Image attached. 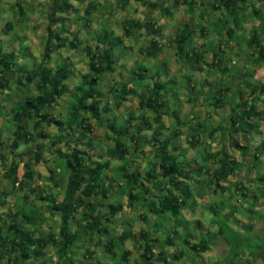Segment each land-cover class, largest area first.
Masks as SVG:
<instances>
[{
    "label": "trees",
    "instance_id": "obj_1",
    "mask_svg": "<svg viewBox=\"0 0 264 264\" xmlns=\"http://www.w3.org/2000/svg\"><path fill=\"white\" fill-rule=\"evenodd\" d=\"M72 1L75 0L50 1L45 13L47 38L38 64L31 62L30 67L21 66L19 60L23 50L7 51L0 42V88L12 83L25 91V96L13 103L11 116L5 126L10 136V142L5 148L11 154V162L3 179L11 180L13 186L18 187L16 189L19 196L12 204L13 213L6 215L9 223L5 233L2 232V225L0 226V264H5L4 258L10 264H32L33 259L43 255V250L49 246L54 248L56 257V261L51 264H75L72 257L75 249L81 244L82 247L83 244L90 245L94 236L99 241L101 237H105L103 250L114 260L112 264H129L130 250L117 249L131 234L125 231L119 236L111 237L114 227L109 217L122 210L120 200L124 198L126 207L140 206L147 210L148 214H139V219L151 226L150 232L141 231V242L134 244L142 249L140 256L145 261L135 260L134 264H154V249L158 250L156 261L159 264H176L185 255L181 250L170 254L167 249L176 244V236L167 234L156 238L155 235L165 232L168 220L174 222L170 230L177 232L176 229L184 223L183 210L194 212L198 200L211 190L215 194V189L221 182L240 174L242 170L240 161L228 154L225 144L212 153L202 145L203 137L207 135L212 142L226 139L228 148L238 151L241 157H251V169L259 170L264 165V160L259 158L260 155L264 156V135L262 139L255 141L256 129L264 123V81L254 82V74H248L247 70L245 76L248 79L238 72L235 79H245L242 85L246 91H242L241 82L237 84L230 97L233 102H238L223 124L214 126L207 121L196 120L193 127L189 123L187 147L198 150V146H202L203 153L200 150L198 159L188 160V149L181 148L182 145L179 144V137L186 125L173 109L178 102V91H183L193 101L201 97L190 77L182 76V81L166 77L168 68L162 62H159L162 69L150 75L143 64L136 66L130 72L132 77L122 82L121 87H111L113 104L117 107L128 96L139 97V115L129 111L122 120L113 115L106 117V110L110 111L111 108L109 105L101 106L98 99L101 97L98 90L100 80L107 72L115 71V56L121 52L118 49L123 38H131L139 29H149L152 39H148L149 43L140 53L147 59H157L161 44L155 36L162 29L156 22L146 21L143 24L134 19H125L121 22L123 37H114L113 32L93 36V44L84 43L82 50L87 60L88 72L76 76L68 63H59L55 69L48 68L54 50L79 47L76 33L66 42L52 29L57 14L68 15L71 12ZM173 1L175 5L184 6L182 11L188 16L187 21L175 29L172 41L175 56L183 65L199 71L202 68L200 60L204 55L202 49L215 36L209 50L212 54L210 65L217 70L220 69L225 51L236 54V47L241 48V43L244 42L248 48L256 51L252 57L253 67L264 68V0H199L198 3L196 0ZM132 2L154 12L171 14L169 8L160 6L161 0H116L118 10H124ZM260 4H263V8L259 7ZM96 7L95 2L88 1L83 11L85 24L90 22ZM12 9L23 19L26 7L21 0H15ZM211 14L217 16L212 18ZM243 22L251 23L247 31L243 30L246 34H241ZM7 26L10 27L9 24ZM233 68L232 65L231 69ZM224 71L229 72L228 69ZM74 78L76 80L71 85ZM200 85L203 90L208 82L203 80ZM228 85L227 82L214 83L212 87L209 85V97L204 98L209 107L219 109L225 105ZM63 97H67L65 111L56 112V104ZM169 98L173 102H169ZM165 116L174 118L169 126L163 121ZM191 116L190 121L195 120L193 112ZM92 120L98 125H105L111 133V145L105 150L106 158L102 157V160L94 163H91V158L84 150L79 149L84 140L88 144L91 141L89 135ZM43 128H54L55 133L50 135ZM40 138L45 140L40 142ZM33 146L35 150L31 151L32 156L24 162ZM63 147L69 151L68 154L62 150ZM146 147H149L148 152ZM43 152L53 157L48 161V176L43 178V182L48 183L47 188L38 190L34 185L31 166L43 161ZM137 157L145 160L144 165L137 162ZM115 160L120 161V164L115 170L116 175L110 180L116 183L119 179L123 180L118 187V202L116 205H108L107 216H100L99 213L94 216L97 203L110 195L105 171ZM22 162L23 174L18 177L17 171ZM238 184L235 191L240 192L239 197L251 203L249 207L235 208L231 202L230 214L245 213L249 220L259 217L264 222V212L260 214L254 210L257 201L262 200L264 203V173L257 172L252 179L255 196L250 197L246 184ZM7 197L8 194L0 190V211L6 208ZM95 197L98 200L93 199ZM36 200L41 201V205H35L33 202ZM229 200H232V196ZM79 208V219H84L85 228L80 230V223L77 222L78 228L73 230V221ZM50 216L59 218L58 234L48 233L44 236L41 229ZM1 220L3 216L0 215ZM244 227L246 233L252 229L249 224ZM182 238L181 244L196 253L207 251V242L211 236L201 232L197 242H194L192 234L183 235ZM244 251L249 253L255 264H264V235L261 240L252 241L248 236L233 235L227 254L211 264H243L241 253ZM85 252L90 255L89 246H86Z\"/></svg>",
    "mask_w": 264,
    "mask_h": 264
},
{
    "label": "rangeland",
    "instance_id": "obj_2",
    "mask_svg": "<svg viewBox=\"0 0 264 264\" xmlns=\"http://www.w3.org/2000/svg\"><path fill=\"white\" fill-rule=\"evenodd\" d=\"M15 0H0V42L3 48L7 51L14 50L15 52H19L23 50L22 57L19 60V64L23 67H30L31 62L35 64L39 63L40 56L44 51V45L46 43V19L47 15L45 13L48 11V7L50 5L51 0H21V2L26 7V13L23 19L17 15L16 11L12 9ZM89 0H75L72 1L73 7L71 12L66 14H57L56 15V22L55 26L52 27L53 32L58 34L63 40L68 42L70 37L73 33H76L78 36L79 47L76 49L70 48H59L53 51L52 60L48 66V68L55 69L59 63H68L70 67L75 72V75L88 72L87 60L84 55L83 46L84 43H89V45L93 44L92 37L95 35L102 34L103 32H113L114 37H123V31L121 28V22L125 19H134L141 23H145L146 21H154L161 27V33L155 37H158V41L161 44V50L156 60L147 59L144 57L140 50L146 47V44L149 43L151 37V33L149 29H139L134 32L131 38H123L122 43L119 44V49L121 52H118V58L115 59V71L114 72H107L102 76L100 80V86L98 88L99 92L101 93V97L98 98L101 102V106L109 105L111 110H106L105 116L109 117L111 115L117 118H124L125 115L129 111L135 112L138 116L139 111L138 109V96H128L127 100H125L120 107H117L113 104V96L111 95V87L116 85L117 87H121L122 82L127 81L128 78H131V71L135 68V66L144 65L145 68L149 71L148 75L155 73L156 71H160L161 65L159 62L166 64L168 68V72L166 77L174 78L175 80L180 81L182 76L190 77L196 87V90L201 93V97L197 99V101H193V99L187 98V96L183 93V91H178V102L175 104V108L173 111L179 116V118L185 122V128L188 127L189 123L192 124L194 127L195 121L199 120L201 122L207 121V123H212L214 126L217 124H223V121L227 119L231 113V110L234 105H231V93L235 91L236 86L238 83L241 82V89L243 91L246 90L242 82L245 80L239 81L235 79V76L239 74L243 75L244 78L248 79L245 76V71L247 70L248 74H254V82H263L264 81V68H254L252 65V57L254 56V51L251 48L246 46V43H241V48L236 47L235 53H229L228 50L225 51L224 55L222 56V63L220 69L217 70L215 67L211 66L212 54L209 50L211 46V42L214 41V38L209 40L207 43V47L203 48V59L200 60L201 69L199 71L195 70L194 68H190L183 65L182 62L179 60L178 57L175 56V50L173 46V38H174V31L178 27L182 25V23L186 22L188 16L183 13V11H175V8H171L169 6L168 0H161L162 7H170L171 14L166 15L159 12H154L149 8L142 6L139 3L133 2L130 7L126 8L125 10H118L119 5L116 3V0H92L96 3V10L94 11L93 15L90 17V22L85 24L83 20L84 16V9ZM209 1V0H206ZM198 5V4H197ZM196 5V6H197ZM118 6V7H117ZM199 6V5H198ZM173 7V6H172ZM260 8H263V4L259 5ZM212 15V14H211ZM217 15H212L211 17L214 18ZM206 18V16H205ZM9 24L10 27L7 26ZM251 23L243 22V30H248L250 28ZM145 26V25H144ZM241 34H246L245 31ZM149 39V41H148ZM199 42V41H198ZM198 44V43H197ZM256 52V51H255ZM116 55V56H117ZM234 66L231 69V66ZM228 69L229 72H225L224 70ZM194 71V72H193ZM75 78L71 81V85L75 82ZM206 80L208 82V86L202 90L200 82ZM182 81V80H181ZM225 83L227 82L229 91L225 94L226 102L225 105L219 109H214L207 105V101L205 99L209 97L208 92L210 90L208 88L209 85L212 87L214 83ZM151 85V83H149ZM25 96V91H22L21 88L15 86L14 84H8L7 86H3L0 88V190L6 192L8 197L6 199L7 205L6 208L1 210L2 213L0 214L3 216V220L0 221V226L2 227L3 231L6 232L7 224L9 223L8 218L6 217L7 214L13 213L12 204L17 196H19L17 186H13L11 180L3 179V175L6 173L10 162H11V154H8L6 150V146L10 142V136L8 134L7 129H5L6 122L10 118L12 111L13 103L18 99H21ZM205 98V99H204ZM169 102H173L171 98H169ZM67 105V97H63L61 100L58 101L55 107L56 112H63L65 111ZM192 112L193 117L195 120L190 121L192 119ZM210 116V117H208ZM174 118L172 116H165L163 121L165 122L166 126H169L173 123ZM91 134L90 136V143L88 144L86 140L80 143L79 149L85 151V153L91 158V163L95 161L102 160L106 158L105 150L108 146L111 145L110 137L111 133L106 129L105 125H98L95 121H91ZM188 129V128H187ZM186 129V130H187ZM48 134H54V128H43ZM171 131V130H169ZM185 131V130H184ZM208 131V130H207ZM231 132V131H230ZM229 132V133H230ZM190 131L188 129V133ZM207 134V132L205 133ZM216 134H219L218 132ZM264 135V124L263 128L261 127L260 132L256 134L255 141L262 139ZM43 142L45 139L40 138L38 141ZM225 140H219L218 142H212L207 135L203 137L202 145L207 147L206 149L214 153L215 151L219 150L225 144V149H227L228 154L233 157L234 159L240 161L241 163V173L231 177L230 187L232 188L233 192L235 191L236 184L244 183L246 184L250 191L253 188L252 179L256 175L257 172L264 173V165L259 167V170L251 169L249 167L251 157H241L240 153L235 149H231L227 147V142ZM180 143V142H179ZM187 143V142H186ZM181 144V143H180ZM182 145H184V139L182 141ZM198 150L192 149L190 152L187 153V157L190 160L191 158H199L198 152L202 149V146H198ZM227 147V148H226ZM34 146L30 148L28 151V156H25L24 162L32 156L31 151H34ZM65 153H69V151L63 147L62 149ZM147 152L149 151V147L145 149ZM203 153V150H201ZM53 156L48 154L47 152H43V161L39 164L32 165L31 171L34 178V185L37 184L38 190L44 189V187H40V184H45L43 182V178L48 176V169L50 167L48 161ZM261 160H264V156L260 155L259 157ZM141 164H144L145 161L137 157ZM48 163H46L45 162ZM22 162L19 165L17 175L21 177L23 174V164ZM117 164L112 161L110 173L112 169ZM213 165V164H211ZM49 166V167H48ZM39 174V175H38ZM40 176V177H39ZM243 176V178H242ZM241 179L243 181H241ZM210 192V191H209ZM210 200V205L214 209H221L222 207H227L231 209L232 204H243L242 198H236L234 196V200L232 204L227 200L225 197L223 199L220 196L211 194L207 195ZM254 196V194H253ZM206 202L207 198H205ZM240 201V202H237ZM41 201L36 200L33 203L37 206L40 204ZM106 202V201H105ZM251 202V201H249ZM205 202L201 204L199 210L196 211V214H199L200 211L202 213L205 212L203 206ZM255 212L262 214L264 212V203L262 200H259L257 205L254 207ZM0 211V212H1ZM241 211V210H240ZM242 212V211H241ZM187 213V212H185ZM240 213V212H239ZM79 214V213H78ZM104 214V213H103ZM241 214V213H240ZM246 215L245 223L246 225L251 226V230L249 233L241 234L242 236H248V238L252 240H261L264 235V222L259 219V217H253L251 220L248 219ZM136 212H126L122 215V217L118 220L119 214L110 217V223L114 227L113 236H119L121 232L131 231L132 233L137 232L141 227H144V223L135 216ZM203 215V214H202ZM207 216L212 217L211 215L207 214ZM74 219L73 223V230L77 227V222L80 223V230L85 228L84 226V219L77 218ZM103 216H107L106 213ZM257 216V215H256ZM188 218H191L192 215H187ZM242 217V216H241ZM132 219H135L134 221ZM47 222L42 226L41 233L46 236L48 233H55L58 234V225H59V218L58 216L48 217ZM221 220H217L219 224ZM207 228L209 227V223L207 224ZM233 228L235 227L234 224ZM193 224H188L186 229L192 233L194 236L193 231ZM211 228V227H210ZM125 229V230H124ZM151 229V228H150ZM200 230V228H198ZM182 234L179 235L180 242L182 243V237L184 233V229L181 231ZM233 230L235 232L241 231V228L235 227ZM243 231L246 232V229L243 228ZM187 232V231H186ZM216 233L213 237H211L210 241L208 240V249L207 251H198L196 253L192 252L187 248V246L182 244H175L178 247L177 249L184 251V257L177 261L176 264H211L216 262L217 260L224 257L230 245L227 241L222 240L217 236ZM37 236V233H36ZM156 237V236H155ZM255 238V239H253ZM139 238H132L130 236L122 243L119 244L117 250L128 249L131 253V258L129 260V264H134L135 260H140L144 262L145 259L141 257L142 249H137L136 246H133L137 241L140 240ZM200 238L195 236L194 242H197ZM141 241V240H140ZM105 242V237H101L99 241L97 237H92L91 244H82L80 247L75 249V252L72 254L75 264H112L113 259L111 260L109 256L104 253L103 250V243ZM244 239L241 241L243 244ZM256 242V241H255ZM254 242V243H255ZM253 245L252 242H250ZM175 245L170 246L167 248L170 254H174L173 247ZM86 246H89L91 251L90 255H88L85 250ZM242 248V247H239ZM165 249V250H167ZM176 250V249H175ZM44 254L38 256L37 259L32 261V264H51L56 261L54 248L49 246L47 249L43 250ZM175 252H178L175 251ZM243 258V264H255V261L252 257H250L249 253L244 251L241 253ZM71 257V253L70 256ZM158 257V250L154 249V256L152 257V261L154 264H159L156 260ZM160 258V257H159ZM3 262L5 264H10L7 262L6 258H4ZM257 262H260L258 260Z\"/></svg>",
    "mask_w": 264,
    "mask_h": 264
},
{
    "label": "crops",
    "instance_id": "obj_3",
    "mask_svg": "<svg viewBox=\"0 0 264 264\" xmlns=\"http://www.w3.org/2000/svg\"><path fill=\"white\" fill-rule=\"evenodd\" d=\"M151 1H154V0H151ZM199 2V0H196V3H198ZM133 3V2H132ZM132 3H130L126 8H128V7H130V5L132 4ZM197 5V4H196ZM161 7H162V4L160 5ZM169 6L171 7V8H175V11H182V10H184V6H179V5H175V2L173 1V0H169ZM173 6V7H172ZM170 7H169V9H170ZM125 8V9H126ZM124 9V10H125ZM123 11V10H122ZM184 23V22H183ZM182 23V24H183ZM116 58H118V55L117 56H115V59ZM136 67V66H135ZM243 91V90H242ZM246 91V90H245ZM238 102V100H236V101H232L230 104L231 105H235L236 103ZM259 108V110H262V108L261 107H258ZM263 122L260 124V126L256 129V132H255V134H258L259 132H260V129H261V127L263 128ZM183 131V133L180 135V140H179V142L181 143H179L180 144V146L182 145V141H183V139H184V145H182L181 146V148H183V147H185V148H187L188 149V152H190L192 149H194V148H188L187 146V143H186V138H187V133H188V129L186 130L185 128H183L182 129ZM185 130V131H184ZM180 148V149H181ZM180 149L177 151V152H179L180 151ZM187 152V153H188ZM140 159H142V158H140ZM194 159H196V158H191L190 160L191 161H193ZM138 160V159H137ZM189 160V159H188ZM145 161V160H144ZM117 165L116 166H114L113 167V169H112V172L110 173V169H111V167L108 169V170H106L105 171V180H106V184H107V186L109 187V192H110V195H108L107 197V199H101L97 204H98V206H97V208L95 209L96 211L94 212V216L96 215V213H99L100 214V216H103V215H105V213H106V215H108V205L109 204H112V205H116L117 204V202H118V194H117V192H118V187H119V185L121 184V183H123V180L122 179H119V182L118 183H116V182H112V180H110V178H112V176H115L116 175V168L119 166V164H120V161H114ZM138 163H140V161L138 160L137 161ZM142 165H144V164H142ZM244 180V179H243ZM242 180V181H243ZM231 177H229L228 179H226L225 181H223V182H221L220 183V185H219V187H216V189H215V194L212 192L213 190H211L210 192H208L206 195H204L200 200H198V204H197V207H196V209H195V211L194 212H190V211H188V210H183L182 211V215H183V220H184V223H181V226L180 227H178L176 230H177V232H173L172 230H170L171 229V227H172V225L174 224V222L172 221V220H168V221H166V224H165V232L163 231L162 233H164V234H162V233H158V234H156L155 236H156V238H162V236H164V235H167V234H170V236H176V244L177 245H179V244H181V242H180V239H179V235H181L182 234V232L181 233H179L180 232V230L179 229H181V231L184 229V233H183V235H187V234H192L190 231H188L187 229H186V227L188 226V224H193L194 225V227H193V231H195L194 233V237L195 236H197V237H199L200 236V234H201V232H206L209 236H211V237H213L216 233L218 234L217 236H219V238L220 239H222V240H225V241H227L228 243H229V245H230V242H231V240H232V236L233 235H241V234H244V233H246L245 231H243V228H245L244 226H247L246 224H244L245 223V220H244V218L245 219H247L246 218V215H244V214H237V213H235L234 215L232 214H230V212H231V210L230 209H228L227 207H222L221 209H214L213 207H211V205H210V200H209V197L207 196L208 194H211V192H212V194L213 195H217V196H220V198L221 199H223V198H227V200L231 203V202H233V200H234V196H236V198H240L239 196H240V192H238L237 190L236 191H232L233 189L232 188H234V187H230V183H231ZM244 184V183H243ZM36 186H37V184H35ZM47 185H48V183H45L44 185L43 184H40L39 186L40 187H44V189H46L47 188ZM237 185V184H236ZM239 185V184H238ZM244 186V185H243ZM245 186H247V185H245ZM246 188H248L249 189V187L247 186ZM249 192H250V197H252L253 196V189L250 191V189H249ZM21 194V193H20ZM221 195L222 196H225V197H221ZM232 196V200H229L230 199V197ZM255 196V195H254ZM205 198H207V201L208 202H206V200H205ZM16 199V198H15ZM93 199H96V200H98V198L97 197H95V198H93ZM84 200H87V198H85ZM106 201V202H105ZM121 201V203H122V206H123V208H122V210H120V211H118L115 215H117V214H119V217H118V220L122 217V215L123 214H125L126 212H129V211H131V212H136V217L138 218V220H140L139 219V214H144L145 216L148 214L147 213V210H145V208H141L140 206H134V207H132V208H130V207H126V198H124V199H122V200H120ZM243 201V200H242ZM202 202L204 203L205 202V205L203 206V208L205 209V212L204 213H202L201 211H200V213L199 214H196V211L197 210H199L200 209V207H201V204H202ZM237 202H240V201H237ZM259 201H257V203H258ZM241 203V202H240ZM250 203L251 202H249V201H243V204H233V206L235 207V208H237L238 206H250ZM36 205V204H35ZM39 205H41V202H40V204ZM199 208V209H198ZM78 213H77V218H79V217H81L80 215H81V210H80V208H79V210L77 211ZM185 212H187V213H185ZM104 213V214H103ZM206 213L207 214H209V215H211L212 217H210V216H207L206 215ZM203 214V215H202ZM46 216H48L47 214H45ZM115 215H113V217L115 216ZM187 215H192V217L191 218H188L187 217ZM242 216V217H241ZM244 217V218H243ZM133 221L135 220V219H132ZM217 220H221L220 221V223L218 224L217 223ZM48 220H46V222H47ZM140 221H142V220H140ZM143 222V221H142ZM209 223V227L207 228V224ZM145 224V223H144ZM232 224H234L235 225V227H237V228H241V231L239 230L238 232H235V230H233L234 228H233V225ZM244 225V226H243ZM211 227V228H210ZM151 226L150 225H144V227H141L137 232H135V233H132L131 231H126L125 229V231L126 232H129L131 235L130 236H132V238H139L140 237V235H141V231L142 230H144V231H146V233H148V232H150L151 231ZM198 228H200V230L198 229ZM230 228V229H229ZM246 229V228H245ZM187 231V232H186ZM232 232H234V233H232ZM232 233V234H231ZM137 242H141V241H139V240H136ZM175 245V244H174ZM177 245H175L174 247H173V252L175 253V251H179V249H177L178 247H176ZM183 245V244H182ZM134 246V245H133ZM140 246V245H139ZM136 248V250L138 249V247L136 246L135 247ZM141 248V247H140ZM176 249V250H175ZM35 259H33V261H34Z\"/></svg>",
    "mask_w": 264,
    "mask_h": 264
}]
</instances>
